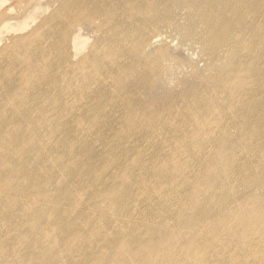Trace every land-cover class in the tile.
<instances>
[{
    "label": "bare ground",
    "instance_id": "obj_1",
    "mask_svg": "<svg viewBox=\"0 0 264 264\" xmlns=\"http://www.w3.org/2000/svg\"><path fill=\"white\" fill-rule=\"evenodd\" d=\"M189 6L184 31L168 12ZM84 30L100 39L75 61L89 39ZM168 36L222 63L202 77L201 95L185 106L192 110H179L172 95L147 128L92 132L98 116L111 115L105 105L116 104L110 123H123L126 93L147 82L153 90L167 55L141 61L143 81L131 80L133 57ZM11 47L0 51V94H10L0 126H15L0 131V156L11 164L0 162V188L18 190L19 214L0 230V264H264V0H61ZM81 120L91 126L69 128ZM82 168L102 174L78 176ZM34 184L49 188L42 197L53 210L26 216ZM10 208L4 203L0 214ZM41 217L66 232L47 247L38 243L54 234ZM19 235L29 263L3 250Z\"/></svg>",
    "mask_w": 264,
    "mask_h": 264
},
{
    "label": "rangeland",
    "instance_id": "obj_2",
    "mask_svg": "<svg viewBox=\"0 0 264 264\" xmlns=\"http://www.w3.org/2000/svg\"><path fill=\"white\" fill-rule=\"evenodd\" d=\"M157 1L159 2L160 0H153L154 3ZM65 2L67 5H71L75 2V0H65ZM181 2L182 0H174V3L181 4ZM60 3L61 0H0V51L8 47L12 50L13 48L11 47V44L13 42V38L23 37L30 34L37 27V25L41 23L43 17L49 16L51 13H53V10H55ZM191 9L192 6H189L186 10L182 8V11L176 10L175 12H170V13L168 12V15L170 14L169 17L172 19V17L175 16V13H178L177 23L180 25H184L182 29L184 31H187L189 28H188V24L186 23V15H187L186 11H190ZM37 13L43 14L42 17L35 16ZM196 30L200 31L198 28ZM161 31H163V29H161ZM82 34L84 36H88L89 39L86 41V49L84 51V54L78 55L75 61H77V59L79 58H82L86 54L88 55V52L90 53L91 49L94 46H96L95 44L98 43L100 39L99 32L87 33V30H84L82 31ZM167 38L163 37L160 38L162 39V41L160 40L157 41L159 37H156L150 42L151 45L136 51L133 57V61H136L138 59L140 60H138L136 62V65L134 66L135 71L133 70L134 72L132 74L131 80L141 79L143 81L146 79L145 73L142 74L141 73L142 68L140 66L138 67L141 61L148 56H151V58L156 61V58L160 56V53H164L167 55L166 58H161V60H159V62L162 65V70L159 79L156 80L155 82V87L153 88V90H149V91L146 90V87L149 84V82H147L144 86L137 89V91H128L126 93V96H130L131 99L129 101H126L127 104L123 108L126 110L127 113V115L125 116V121L123 123H119V122L110 123L112 120H114L117 117L115 110L111 108L116 106V104H114V102H111L110 106L105 105L104 106L105 110L110 111L111 115H109L106 118L98 116V119L92 122L93 125L90 129L92 130V132L102 130L104 133H110V130L113 131L116 127L121 126L122 130H119V132H122L121 135H123L124 133L132 130V127L134 126L140 125L141 128H147L148 125L146 122L148 117L155 115L157 111L160 109L162 110L167 109L169 106V101L168 99L166 100L165 97H168L170 99L172 95L175 96L176 98L178 97L179 101L182 103V106L177 107L179 110L190 109L189 107H185V106L189 105L192 96L197 97L201 95L202 91H200L199 88L201 87L202 84L201 82V80H203L202 77L215 76L216 72L212 70V68L215 65L221 67L222 63L216 62L213 57L208 55H205L203 57L197 45L195 46L193 45V47L191 46L184 47L183 45H180V43H177L178 40L173 36H168ZM125 45L128 44L126 42L120 41L119 46H125ZM44 46L46 47V49L49 48L48 44ZM163 47H165V49H163ZM156 50H158V52H156L155 54ZM72 53L73 55H75V52H73V50ZM102 53L105 54L106 52H102ZM222 53H223L221 54L222 57L226 56L225 51ZM228 61L231 62L232 64L231 67L235 66L233 61L230 60ZM97 76L100 75L97 74L96 77ZM19 90H22L21 87L16 89L14 94H16ZM113 91L114 89L111 90L110 96L113 94ZM98 95L104 97L106 95V92H101ZM117 95L118 92L116 93V97ZM9 98H10L9 93L0 94V104L4 102L3 100H9ZM144 100L151 101V104L150 105L143 104L142 101ZM177 108H172L171 110L173 111ZM4 109L6 110L9 109L8 103L4 105ZM10 112L11 111H9L8 113ZM80 112L81 110H79V113ZM1 121L2 118L0 117V125H1ZM84 121L85 120H81V124H79L76 127L69 125V128L79 132L82 131L83 128L91 126L90 124L85 125ZM75 123L76 122H72L71 124H75ZM14 129L15 126H9V125H5V127L0 126V131H5L7 133L15 132ZM156 131L160 132V128L158 127ZM142 140H146V138ZM105 141L109 142L108 139H106ZM79 143L80 142H78V144ZM99 143L93 145V152L96 155H99V153L101 152L102 144ZM1 146L8 147V144H1ZM10 148H14V146L12 145V147ZM54 148H49V150L51 151ZM20 156L21 154L17 153V157ZM0 162H3L7 166L11 165L6 158H2L1 156H0ZM46 165L50 168H53V165L50 164V162ZM84 173H88L93 176L99 177V175L102 174V171L99 169L88 172L84 168H82L79 169L78 176H83ZM32 182L34 181H31L30 183ZM75 182H78V180L76 179V181H72V183ZM34 185H35L34 189H32L31 193L28 194L30 201L25 200L24 202L25 205L24 209H26V214H25L26 216L34 211H39L44 208L46 209V212H50L53 210V206L50 204H46L47 203L46 198L42 197L43 195H46L45 191L49 188L46 187L38 188L36 184ZM39 197H41L42 205L38 204V207H36L35 203ZM16 200H18V190H14V192H11L7 187H4L3 189L0 188V208L2 207V205H4V203L9 204V206L11 207L10 214L8 215L5 213L4 215L2 213L0 214L1 231H6L7 230L6 222H8L9 220L13 222L16 219V214H19L18 208L13 206V202H15ZM41 220H45L46 228L44 232L49 231V233L52 232V234L54 235L42 239L38 243V245L47 247L48 245H50L51 242L61 239V237L66 234L65 231L59 232L58 226H56L55 222L53 223V221H50V217L47 218L41 217L39 221ZM28 221L32 222L30 220ZM57 232L59 233L58 235L55 236ZM24 236L19 235L13 239L12 243H5L3 245L4 246L3 250L6 253L15 250L16 252L14 253L16 257L20 259L24 257L26 262L29 263V261L31 260V256L27 251L25 250L23 251L24 245H26V243H24L25 241ZM254 249H260V247L254 246ZM63 258L65 260H69L70 255L68 253H64Z\"/></svg>",
    "mask_w": 264,
    "mask_h": 264
}]
</instances>
